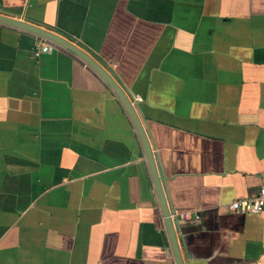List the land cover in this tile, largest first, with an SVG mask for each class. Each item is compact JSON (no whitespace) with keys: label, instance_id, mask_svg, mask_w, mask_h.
<instances>
[{"label":"crops","instance_id":"crops-1","mask_svg":"<svg viewBox=\"0 0 264 264\" xmlns=\"http://www.w3.org/2000/svg\"><path fill=\"white\" fill-rule=\"evenodd\" d=\"M0 14L85 52L134 104L184 264H264V210L229 209L264 187V0H0ZM44 44L0 24V264H177L121 100Z\"/></svg>","mask_w":264,"mask_h":264},{"label":"water","instance_id":"water-1","mask_svg":"<svg viewBox=\"0 0 264 264\" xmlns=\"http://www.w3.org/2000/svg\"><path fill=\"white\" fill-rule=\"evenodd\" d=\"M0 24L33 33L47 41H50L72 52L73 54L78 56L80 59H82L84 62H86L93 70H95L103 78V80L108 84V86L114 91V93L118 96V98L121 100L122 104L124 105V108L126 109L128 115L133 121L134 126L138 132L140 141L142 143V146H143V149L146 155V159L149 165V169L152 175V179L154 181V185L156 188L158 200L161 206L162 214L164 217L165 225H166L167 232L170 238L172 250H173V253L176 259V263L184 264L182 257L180 255V250L178 247V242L176 240V234L174 231V226L178 224V221L176 220L174 222L171 216L172 213L168 209V206L166 204V199L164 197V192L162 189V179L157 170V166L155 163V159L152 153V148L150 146V143L143 129V126L140 123L138 116L136 114L134 104L130 101L127 95L121 90L119 85L115 82L112 76L104 68H102L95 60H93L85 52H83L82 50H80L79 48H77L76 46L68 42L67 40L63 39L62 37L57 36L51 32H48L47 30H44L40 28L39 26H36L30 22L14 19V18L4 16L1 14H0Z\"/></svg>","mask_w":264,"mask_h":264},{"label":"built area","instance_id":"built-area-1","mask_svg":"<svg viewBox=\"0 0 264 264\" xmlns=\"http://www.w3.org/2000/svg\"><path fill=\"white\" fill-rule=\"evenodd\" d=\"M51 44L56 45L52 42L49 41V44H44L42 46L39 47L37 54H39L40 52H48L50 51ZM58 46V45H56ZM136 101H142V99L140 97H136L135 98ZM230 210L233 211H243L246 213H251V214H258L261 213L264 210V187H261L258 192H256L255 194H253L251 197L243 199V200H239V201H235L233 202L230 207ZM181 218H190L191 217V213L190 212H184L182 214H180Z\"/></svg>","mask_w":264,"mask_h":264}]
</instances>
